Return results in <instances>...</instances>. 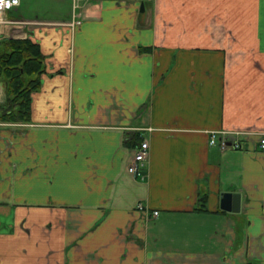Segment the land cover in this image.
Instances as JSON below:
<instances>
[{
  "label": "crops",
  "instance_id": "obj_1",
  "mask_svg": "<svg viewBox=\"0 0 264 264\" xmlns=\"http://www.w3.org/2000/svg\"><path fill=\"white\" fill-rule=\"evenodd\" d=\"M74 12L21 0L0 24L45 64L29 119H0V264H264V0ZM219 130L240 147L211 144Z\"/></svg>",
  "mask_w": 264,
  "mask_h": 264
},
{
  "label": "trees",
  "instance_id": "obj_2",
  "mask_svg": "<svg viewBox=\"0 0 264 264\" xmlns=\"http://www.w3.org/2000/svg\"><path fill=\"white\" fill-rule=\"evenodd\" d=\"M44 71V56L31 39L0 38V77L8 84L0 119H29L30 95L39 88Z\"/></svg>",
  "mask_w": 264,
  "mask_h": 264
},
{
  "label": "built area",
  "instance_id": "obj_3",
  "mask_svg": "<svg viewBox=\"0 0 264 264\" xmlns=\"http://www.w3.org/2000/svg\"><path fill=\"white\" fill-rule=\"evenodd\" d=\"M80 0H72L73 2V15L71 18L70 23L72 25L79 24L81 21L76 17V14L74 10L78 7V2ZM21 3V0H0V24H2L5 21L6 13L9 10H12L13 8L19 6ZM1 102V98H0ZM237 133H230L225 130H219V131H213L210 133V139L209 142L211 144H218L222 148H239L240 143L236 140L231 139L230 137ZM260 146L264 148V135L260 137ZM149 155V142L146 139H143L140 143L137 149L135 150L133 160L128 165V171L132 173L133 175L137 177H144L143 167L145 165V162ZM139 209L147 210L146 207L142 204H138ZM158 211L154 210L153 215H157Z\"/></svg>",
  "mask_w": 264,
  "mask_h": 264
},
{
  "label": "water",
  "instance_id": "obj_4",
  "mask_svg": "<svg viewBox=\"0 0 264 264\" xmlns=\"http://www.w3.org/2000/svg\"><path fill=\"white\" fill-rule=\"evenodd\" d=\"M221 208L227 211L238 212L240 210V194L224 193L221 198Z\"/></svg>",
  "mask_w": 264,
  "mask_h": 264
},
{
  "label": "rangeland",
  "instance_id": "obj_5",
  "mask_svg": "<svg viewBox=\"0 0 264 264\" xmlns=\"http://www.w3.org/2000/svg\"><path fill=\"white\" fill-rule=\"evenodd\" d=\"M28 5H30L31 6V4H28ZM33 6V5H32ZM68 7H69V5H68ZM0 35H2V34H0ZM1 37V36H0Z\"/></svg>",
  "mask_w": 264,
  "mask_h": 264
}]
</instances>
